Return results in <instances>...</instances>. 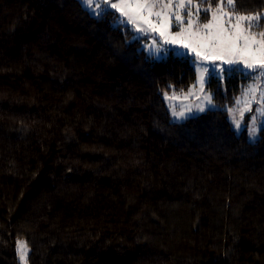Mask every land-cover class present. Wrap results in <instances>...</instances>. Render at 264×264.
Listing matches in <instances>:
<instances>
[{"label":"trees","instance_id":"trees-1","mask_svg":"<svg viewBox=\"0 0 264 264\" xmlns=\"http://www.w3.org/2000/svg\"><path fill=\"white\" fill-rule=\"evenodd\" d=\"M115 17L0 0V264H20L18 239L27 264H264V126L250 142L224 108L251 75H210L218 108L171 121L162 93L193 64Z\"/></svg>","mask_w":264,"mask_h":264},{"label":"rangeland","instance_id":"rangeland-1","mask_svg":"<svg viewBox=\"0 0 264 264\" xmlns=\"http://www.w3.org/2000/svg\"><path fill=\"white\" fill-rule=\"evenodd\" d=\"M81 2V0H80ZM120 0H108L109 10L116 14V17H120V20L125 21V23H119L116 20V17L113 20L114 24L125 25L133 31V37L138 38L140 40V48H142L145 53L153 58L160 59L164 58L171 51L172 53L180 56H188L191 63L193 64L196 71V80L193 85H191L187 90L184 91H164L162 93V97L164 99L167 110L170 114L171 121L182 122L185 119L196 116L200 113L205 112L208 109L218 108V104L214 102L212 99V94L206 89V82L209 79V74L206 72H202L204 67H207L211 71V75H215L220 79H223L224 70L237 68L244 73H249L251 75V79L242 89L241 93L236 97L235 101L231 105H226L224 108L227 110L228 118L232 124L233 129L237 134L241 132H245L247 140L250 142H254L259 137V130L264 126V101H262V96H264V78L259 76V72L261 69L259 67L255 69H248L245 67L243 60L238 56L233 57L237 62L234 64L225 63L223 59H209L203 60L196 57L195 53L190 51L189 49L183 48L180 44H172L170 42H166L164 37L159 35V30L152 31L147 23L143 20L138 21V25L142 28V31H137V25H133L130 22H127V17L121 15V12L116 9L111 8L112 3H119ZM126 3L135 5L138 2H143V0H125ZM152 2V0H149ZM179 2V0H171L172 7L163 9V11L167 13H171L177 11L175 5ZM97 3H100V0H93L92 11L90 12L84 4H82L90 14L94 15L95 12L98 16L100 12V7L103 6L100 3V7H97ZM169 3V0H156V8L153 10L154 12L161 11V5ZM186 7L183 9L184 16V28H187V12L189 11V7L187 6V0H185ZM221 3L218 2L216 7H210L204 0H191L190 10L192 12V20H193V28L195 31L200 29L201 31H206L203 29V25L212 21V12H217V16L219 18V23H223L225 28L232 30L231 26L236 23L235 14L228 9L227 0H223V12L224 13H234L231 20L229 21V17L226 15H222L217 11V6ZM197 5L199 6V11H197ZM208 10L209 18L205 21L202 20V14L205 13V10ZM128 12H134L133 9H125ZM260 16H264L263 13H258ZM145 17L148 16L147 11L143 13ZM239 15H255V14H239ZM152 24L156 25L157 29H159L161 23H165L163 17L158 18L155 15L150 17ZM254 25L259 24V21H253ZM242 26L247 28V22H242ZM180 30V27L177 26L175 18L173 16L171 20V27L166 28V35L171 38V35H174L177 31ZM251 33L255 36L257 40H260L261 37L259 33L264 32V27L262 30H258L257 27H253ZM241 45L243 41L240 42ZM259 45H253V48H258ZM247 55V54H246ZM253 57H257L256 62L258 63V52H253L251 56H248L249 60L252 61ZM212 69H215L212 71ZM203 75L204 82L201 84L199 82V77ZM211 96V101L209 102L205 97ZM183 112V117L175 115L177 113ZM243 113V115H241ZM255 117V119H252ZM239 122L241 127L237 128L236 123ZM251 133V135H250ZM18 241L25 243L22 239L16 240V251L18 255V259L20 264H27V255H28V247L26 251V259L21 260L20 253L18 251Z\"/></svg>","mask_w":264,"mask_h":264},{"label":"snow or ice","instance_id":"snow-or-ice-1","mask_svg":"<svg viewBox=\"0 0 264 264\" xmlns=\"http://www.w3.org/2000/svg\"><path fill=\"white\" fill-rule=\"evenodd\" d=\"M81 3L85 5V7L91 12L93 0H81ZM100 3L103 4L100 7ZM100 3H97V7H100L99 16L104 15H115V13H111L108 6V0H100ZM227 4L230 7H234V0H227ZM187 6L189 7V11L186 13L188 16L187 20V28H184V16L182 14L183 9L186 7L185 0H179V2L175 5L177 11L171 13H165L163 9L171 8V0L169 3L161 5V11L154 12L153 10L156 8V0H143V2H138L135 5L126 3L125 0H120L119 3H112L111 8L116 9L121 12V15L127 17V22L132 23L133 25H137V31H142L143 29L139 27L138 21L143 20L147 23L152 31L159 30V35L165 38L166 42H170L172 44H180L183 48L189 49L194 52L196 57L203 60L209 59H223L225 63L234 64L237 61L233 59V57H239L243 60V63L248 69H255L259 67L261 71L259 72V76L264 78V32L259 33L261 37L260 40H257L255 36L251 33V29L253 27H259V24H253V21H259L264 19L259 14L255 15H239L235 14L236 23L231 26L232 30L225 28L223 23H219V18L217 16V12H212V21L204 24L202 27L206 31H201L197 29L195 31L193 28V20H192V12L190 10L191 0H187ZM223 0L217 6V11L222 15H226L229 17V21L231 20L234 13H224L223 12ZM133 9L134 12L125 11V9ZM147 11L148 16L145 17L143 13ZM197 11H199V6L197 5ZM207 9L205 13H207ZM94 15H97L93 12ZM155 15L158 18L163 17L165 23H161L159 29H157L156 25L152 24L150 17ZM175 18L177 26L180 27V30L177 31L174 35H171V38L166 35L165 29L171 27V20ZM116 20L119 23H125V21L120 20V17H116ZM247 22V28L242 26V22ZM241 41L243 44L241 45ZM253 45H259L258 48H253ZM253 52H258V63L256 62L257 57H253L252 61L249 60L248 56H251ZM247 54V55H246ZM215 69H212L214 71ZM202 72H206L211 75V71L204 67ZM199 82L203 84L204 79L203 75L198 78ZM209 102L211 101V96L205 97ZM262 101H264V96H262ZM180 117H183V112L177 113ZM243 115V113L241 114ZM252 119H255L253 117ZM236 127H241L240 123H236ZM251 135V133H250ZM18 251L20 253L21 260L26 259V251L27 245L23 242L18 241Z\"/></svg>","mask_w":264,"mask_h":264}]
</instances>
